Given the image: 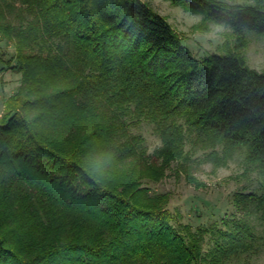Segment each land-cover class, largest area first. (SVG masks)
<instances>
[{
    "label": "trees",
    "instance_id": "1",
    "mask_svg": "<svg viewBox=\"0 0 264 264\" xmlns=\"http://www.w3.org/2000/svg\"><path fill=\"white\" fill-rule=\"evenodd\" d=\"M164 1L236 44L196 59L141 0H0L6 69L20 74L0 117V264H197L205 231L181 232L167 194L142 185L163 178L187 135L225 158L245 150L262 180L240 196L264 225V71L240 51L246 32L264 37V0ZM133 116L154 125L158 163L138 152ZM225 225L213 261L253 240Z\"/></svg>",
    "mask_w": 264,
    "mask_h": 264
},
{
    "label": "rangeland",
    "instance_id": "2",
    "mask_svg": "<svg viewBox=\"0 0 264 264\" xmlns=\"http://www.w3.org/2000/svg\"><path fill=\"white\" fill-rule=\"evenodd\" d=\"M169 23L182 38L191 55L200 59L211 53L222 54L226 46L236 44L231 30L213 23H201V15L187 12L164 0H141ZM229 5L252 6L251 0H214ZM200 24V25H199ZM245 46L240 50L247 65L264 71V37L252 32L243 34ZM15 56L14 47L0 37V117L4 103L20 85V74L6 69V61ZM132 124L129 133L140 139L137 150L151 163L161 140L152 123L128 119ZM215 152V156L209 155ZM245 150L237 149L224 157L222 148L194 143L187 135L182 156L172 161L158 182L143 181L150 194H167L166 207L177 215L174 223L181 232L183 226L192 234L202 235V259L197 264H264V225L255 203L243 200L240 193H260V178L247 170ZM235 219L242 228L253 234L250 248L239 251L228 260L213 261L216 244L227 245L219 232L226 223Z\"/></svg>",
    "mask_w": 264,
    "mask_h": 264
}]
</instances>
